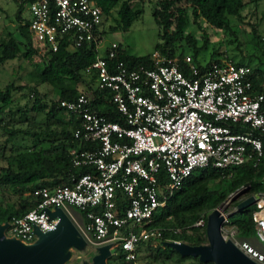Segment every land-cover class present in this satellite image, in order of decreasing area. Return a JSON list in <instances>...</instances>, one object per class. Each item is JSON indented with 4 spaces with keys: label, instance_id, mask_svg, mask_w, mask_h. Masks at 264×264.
<instances>
[{
    "label": "built area",
    "instance_id": "obj_1",
    "mask_svg": "<svg viewBox=\"0 0 264 264\" xmlns=\"http://www.w3.org/2000/svg\"><path fill=\"white\" fill-rule=\"evenodd\" d=\"M27 9L32 47L43 58L64 40L71 49L92 41L98 49L102 41L97 32L103 11L96 0H33ZM117 48L109 44L106 56H97L85 71L95 75V88L111 95L121 122L92 110L87 88L59 102L79 119L73 137L81 146L69 150L71 162L89 171L72 186L35 189V207L9 223L10 238L30 245L38 238L35 229H56L58 218L46 210L58 209L74 222L75 209L81 220L76 230L86 243L108 246L111 253L119 249L126 262L136 264L139 244L160 236L159 228L148 227L153 214L195 170L264 161V91L254 89L251 67L216 57L200 71L186 55L185 73L176 58L152 51L151 69L129 70L114 62ZM121 196L124 209L116 204ZM254 197V233L263 245L264 192ZM193 225L203 226V217ZM221 234L264 264L263 253L234 241L232 233Z\"/></svg>",
    "mask_w": 264,
    "mask_h": 264
},
{
    "label": "trees",
    "instance_id": "obj_2",
    "mask_svg": "<svg viewBox=\"0 0 264 264\" xmlns=\"http://www.w3.org/2000/svg\"><path fill=\"white\" fill-rule=\"evenodd\" d=\"M17 4L15 14V28L19 38L13 32H7L5 37L0 38V65L17 57L30 59L36 52L32 47L31 37L28 30V17H23V12L33 0H13ZM103 11L101 28L97 34L101 37L110 29L106 26L111 10L116 8L115 28L126 31L133 21L137 20L141 9L131 6V0H96ZM178 0H161L158 7L152 12L153 20L161 27V42L154 45L153 51L159 52L161 56L169 59L176 58L178 67L187 72L184 63L186 53L175 48V43L183 37V31L187 26L188 13L182 7L175 6ZM256 0H186L190 8V16L193 23L202 19L217 29H228L231 17H239L241 10L250 2ZM104 2L106 4H104ZM119 3V4H118ZM118 5V6H117ZM28 11V9H27ZM172 28V29H171ZM101 39V38H99ZM190 46V57L192 62L202 70V63L208 65L215 60L198 59V54L205 48V42L197 47L195 40L186 36ZM69 42V41H68ZM27 49L21 54L20 46ZM114 62H122L127 69H139L145 67L151 69L153 63L150 59L151 53L136 56L118 46ZM99 56L95 42L83 43L76 48H68L67 41H63L57 50L41 60L37 66V83L50 85L56 93V100L45 102L42 98L35 97L30 108L22 107L23 114L27 111L35 114H44L47 119L54 118L58 121L59 130L50 132L28 133L31 139V148H22L21 145L11 146L22 132L20 129L7 131V138L2 142V155L6 148L8 152L3 158L6 166H0V191L6 189L17 197L15 208L6 207L0 203V225L9 223L27 211L35 207L36 201L31 193L41 187L53 189L55 187H69L81 175L89 171L85 167H74L69 156V150L81 145L73 137L74 130L78 127L79 119L72 113L65 111L59 106L62 100H73L78 94L77 86L83 85L92 93V110L105 117L111 122H121V116L111 102V95L107 91L95 88V75L86 73V69ZM106 56L105 50L100 55ZM261 59L258 60V62ZM236 65L250 66V63L242 61L235 62ZM259 66L251 67L253 70L252 83L256 92L264 91V60ZM18 87L12 82L0 88V121L3 115L12 116L16 107L13 92ZM37 94V92H35ZM33 96V94H30ZM18 110V108H17ZM67 115L68 120L63 122L61 116ZM67 125V126H66ZM62 127V128H60ZM264 161L256 164L250 162L227 169L204 167L195 170L166 202L159 208L148 223V227H156L161 230L160 236L139 244L138 254L144 253V258L151 257L154 261L182 264H213L212 262H201L198 258L181 257L168 243L181 242L188 246H200L207 244L205 237V223L207 213L217 208L219 204L234 195L242 186L248 185L247 195H255L264 192ZM1 198V196H0ZM121 209L127 205L125 197L116 200ZM235 204V208H236ZM250 206L241 211L233 212L227 218V224L235 226L239 237H252L254 233V222ZM81 214L84 215L82 212ZM201 217L204 219L203 226L193 224ZM116 255H110L105 264H126L122 252L115 250ZM262 252L264 254V244Z\"/></svg>",
    "mask_w": 264,
    "mask_h": 264
},
{
    "label": "rangeland",
    "instance_id": "obj_3",
    "mask_svg": "<svg viewBox=\"0 0 264 264\" xmlns=\"http://www.w3.org/2000/svg\"><path fill=\"white\" fill-rule=\"evenodd\" d=\"M161 0H131L129 3L133 8L141 9L140 17L133 21L131 26L126 31H121L115 28L116 8L111 10V15L108 17L106 26L110 29L102 36V41L98 46L99 55L103 53L106 47L114 43L117 46L123 47L127 53L136 56H143L153 51L154 45L161 42V27H158L153 20L152 12L159 8L158 2ZM247 1V0H246ZM121 0H119V3ZM118 3V4H119ZM104 4H106L104 2ZM118 6V5H117ZM175 6L182 7L188 13L187 26L183 31L184 37L177 43L175 48L184 51L187 56H190V46H188L186 36L195 40L197 47L205 42L204 50L198 54V59H210L212 56L223 59L225 57L233 59L234 62L242 61L250 63L251 67L259 66L258 63L264 60V0H256L248 3L240 12L239 17H231L228 29H217L206 23L204 20H198V23H193L190 16V8L186 0H178ZM17 4L13 0H0V38L5 37L7 32H13L16 38H19L15 28V14ZM114 16V17H113ZM23 17H28L27 8L23 12ZM172 29V28H171ZM21 54L27 49L25 46H20ZM44 58L35 53L30 59L17 57L0 65V88H3L8 83H13L18 87L13 92V97L16 107L13 108V115H3L0 121V166L4 168L6 161L3 156L8 152L6 148L2 155V142L7 138V131L20 129L22 132L16 140L11 142V146L21 145L22 148H31L32 142L27 134L23 132L41 133L59 130L58 121L54 118H49L44 114H35L27 111L23 114L22 107L30 108L33 99L37 96L45 102L56 100V93L50 85L37 83L38 71L37 66ZM261 59L259 62L258 60ZM78 91L84 90L83 85L77 86ZM37 92V94H35ZM30 94H33L31 96ZM18 108V110H17ZM63 122L68 120L65 114L61 116ZM67 126V125H66ZM62 128V127H60ZM12 146V147H13ZM1 171V170H0ZM246 187V188H245ZM264 187V183H263ZM248 185L240 187L244 189V193L239 195L235 200L230 201L227 198L217 206L221 213L226 217L222 226V233L227 236L233 234V240L236 242L247 243L254 251L262 252L263 245L258 242L255 235L252 237H239L235 226L227 224V218L235 212V204L246 198ZM237 192V191H236ZM0 203L6 207L15 208L17 205V197L10 191L2 189L0 191ZM232 195L231 197H233ZM71 214L75 217V221L71 223L78 230L81 225L79 214L75 209H70ZM209 212L207 213V215ZM2 234L4 239H9V226L6 225ZM81 237V236H80ZM83 240V239H82ZM98 246L91 243H86L84 240L81 245L64 246L62 254L67 256L66 261L62 264H91L92 257L97 253ZM110 255H116L115 252H110ZM144 253L138 254L136 264H174L173 261L162 262L154 261L151 257L144 258ZM193 258V257H192ZM104 260V264L105 261ZM185 261L182 264H188ZM130 264V263H126Z\"/></svg>",
    "mask_w": 264,
    "mask_h": 264
},
{
    "label": "water",
    "instance_id": "obj_4",
    "mask_svg": "<svg viewBox=\"0 0 264 264\" xmlns=\"http://www.w3.org/2000/svg\"><path fill=\"white\" fill-rule=\"evenodd\" d=\"M246 188V187H245ZM244 189L237 190L230 201L235 200L244 193ZM256 199L249 195L236 205V211H241L252 206ZM50 218L57 217L56 229L51 232H35L37 240L30 245H24L14 238L4 239L2 230L6 224L0 225V264H62L67 256L62 254L64 246L81 245L83 240L79 236L71 221L56 209L54 212L46 210ZM226 217L220 209H213L206 218L205 237L207 244L200 246H188L181 242H170V246L181 257L198 258L201 262H212L213 264H256L229 240H224L221 229ZM108 246L98 248L92 257L91 264H104L109 257Z\"/></svg>",
    "mask_w": 264,
    "mask_h": 264
}]
</instances>
